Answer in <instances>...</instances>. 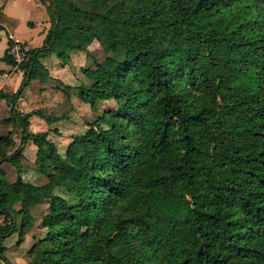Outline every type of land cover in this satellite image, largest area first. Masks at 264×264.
I'll use <instances>...</instances> for the list:
<instances>
[{
  "label": "trees",
  "instance_id": "obj_1",
  "mask_svg": "<svg viewBox=\"0 0 264 264\" xmlns=\"http://www.w3.org/2000/svg\"><path fill=\"white\" fill-rule=\"evenodd\" d=\"M41 2L50 21L43 45L16 62L10 39L2 57L23 79L11 96L0 91L22 134L12 152L13 139L0 137V166L17 171L9 182L0 167V264H12L5 239L18 232L21 242L42 203L45 235L28 264H264V0ZM79 21L102 31L94 36ZM95 38L105 58L80 69L90 84L77 95L119 108L61 155L46 131L29 130L31 114L16 102L31 80L49 78L41 56L66 62ZM29 140L44 186L21 177ZM135 180L164 185L178 202L173 218L133 206ZM110 239L126 248L122 261L107 251Z\"/></svg>",
  "mask_w": 264,
  "mask_h": 264
},
{
  "label": "rangeland",
  "instance_id": "obj_2",
  "mask_svg": "<svg viewBox=\"0 0 264 264\" xmlns=\"http://www.w3.org/2000/svg\"><path fill=\"white\" fill-rule=\"evenodd\" d=\"M77 26L87 29L90 33L94 34V36H98L102 31V24L100 22L90 23L79 21L77 22ZM12 48H14L13 55L19 59L18 61H21V59L25 56L24 53L26 50L16 45H13ZM75 51L77 52L78 50ZM52 54L57 60V63L60 64V75H58L60 79L53 78L49 75V78L46 80L52 78V85L64 93L65 98L63 102H61L64 104V107L56 110V113L54 111L49 112V115L44 108L42 109V107L33 109L32 112L39 116H41V114L42 116L44 115L43 117L47 123L53 119L55 120V116L58 115L56 116V121L61 120V123L60 125H53L52 128H49V131L51 132L47 134V139L51 140L55 144L57 151L61 155H64L67 147L74 143L77 135L84 133L91 124L102 116L104 111L109 109L116 110L119 106L114 100H107L98 101L95 108H93L90 104L81 101L77 95L76 88L78 86H88L90 84L80 69L82 67H94L96 63L102 62L105 58L102 47L96 38L91 43L86 44L85 50H80V54L73 57L69 56V59L66 62H63L62 59L57 56L56 52H52ZM46 55L44 56L47 57L48 55ZM33 80L41 81L40 79ZM126 83L127 91H131L136 87L132 79H128ZM64 85L70 86V89L65 90L63 88ZM2 93L6 92L2 91ZM13 93L14 92L6 94L11 96ZM6 102L8 103V106H10L9 102ZM4 108L5 107L3 106L0 107V137L3 139L8 137L13 139L14 142L11 150L12 152L20 145L22 134L18 124L11 118L10 111H5ZM50 110L51 108L49 111ZM57 133L59 137H55L54 134ZM22 152L24 159L23 162L25 165V170L22 173L23 179L35 185L44 186L46 184H42L44 179L39 180V178L45 177L43 174L39 173L35 167L34 160L36 147L31 140L23 146ZM5 169L8 172L9 179L11 181L15 180L16 169L14 165L12 163L6 164ZM44 181H46V179ZM165 191L166 188L164 185L151 186L148 183L135 180L129 196L133 206H142L157 215L159 218L171 219L175 214L178 202L166 197ZM55 193L66 198L68 201H71V196L67 195L63 189H58ZM30 211L34 217V221L32 227L23 234V240L18 242V232H16L4 241V254L12 264H28L30 260L34 259V253H29V250L39 241L40 238L45 235V229L41 225V218L48 211V205L46 203L38 204ZM2 219L3 217L0 216V223L2 222ZM189 244L192 249L196 246V243L193 240H189ZM106 249L118 261H122L127 253V250L123 245H120L111 239L108 240Z\"/></svg>",
  "mask_w": 264,
  "mask_h": 264
},
{
  "label": "crops",
  "instance_id": "obj_3",
  "mask_svg": "<svg viewBox=\"0 0 264 264\" xmlns=\"http://www.w3.org/2000/svg\"><path fill=\"white\" fill-rule=\"evenodd\" d=\"M49 26V16L41 0H0V91L6 93L15 92L23 79V72L21 70L2 59L9 47V40L11 39L14 42L13 45L20 46V48H24L25 50L39 48L43 45V40ZM13 52L14 48L8 51L9 55L14 58ZM77 54H80V50L77 52L75 50L71 51L69 56L73 57ZM47 55V57L43 56L45 58L40 57L37 63L47 68L51 77L60 79L58 77L60 75V64L57 63L52 53ZM64 98V93L52 85V78L46 81L31 80L23 88L18 97L16 108L22 114H31L28 119L29 130L31 132L46 131L49 134L51 132L49 128H52L53 125H60L61 123V120L56 121V116L58 115L55 116V120L53 119L47 123L43 117L44 115L42 116L41 114L39 116L32 111L33 109L42 107V109L44 108L48 112V115L49 112L54 111L56 113V110L64 107V104L61 103ZM1 106L5 107V111H10V106H8V103L3 98H0ZM50 108L51 110L49 111ZM58 133L54 134L55 137H59ZM23 160L22 156L21 163L24 165ZM6 164H9V162H3L0 167L5 172L7 180L14 182L15 180L11 181L8 177V172L5 169ZM22 173L21 177L23 179ZM43 179L45 180L46 177L39 178V180ZM44 180L42 184L47 183V179L46 181Z\"/></svg>",
  "mask_w": 264,
  "mask_h": 264
},
{
  "label": "built area",
  "instance_id": "obj_4",
  "mask_svg": "<svg viewBox=\"0 0 264 264\" xmlns=\"http://www.w3.org/2000/svg\"><path fill=\"white\" fill-rule=\"evenodd\" d=\"M11 49H12V47H11ZM19 57V56H18ZM14 59H15V61H17V62H20V61H18L19 59L17 58V57H14ZM22 60V59H21Z\"/></svg>",
  "mask_w": 264,
  "mask_h": 264
}]
</instances>
